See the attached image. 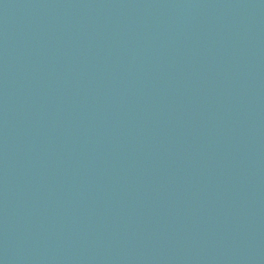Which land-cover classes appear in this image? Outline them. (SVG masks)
<instances>
[{"label":"water","instance_id":"obj_1","mask_svg":"<svg viewBox=\"0 0 264 264\" xmlns=\"http://www.w3.org/2000/svg\"><path fill=\"white\" fill-rule=\"evenodd\" d=\"M0 264H264V0H0Z\"/></svg>","mask_w":264,"mask_h":264}]
</instances>
